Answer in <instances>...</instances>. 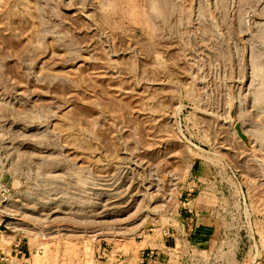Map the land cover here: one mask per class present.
Segmentation results:
<instances>
[{
  "label": "rangeland",
  "instance_id": "obj_1",
  "mask_svg": "<svg viewBox=\"0 0 264 264\" xmlns=\"http://www.w3.org/2000/svg\"><path fill=\"white\" fill-rule=\"evenodd\" d=\"M4 216L10 264H264V0H0Z\"/></svg>",
  "mask_w": 264,
  "mask_h": 264
},
{
  "label": "crops",
  "instance_id": "obj_2",
  "mask_svg": "<svg viewBox=\"0 0 264 264\" xmlns=\"http://www.w3.org/2000/svg\"><path fill=\"white\" fill-rule=\"evenodd\" d=\"M184 236V235H183ZM192 235L188 234L185 235L184 238L179 237H171L164 238L155 236L152 238L151 248L155 249L156 252V260L148 261L145 263H141L137 257H131L132 264H172L174 259L177 261L179 260L180 264H188L187 259L190 256L189 250L191 254L198 255V256H208L214 253L213 248L208 247V249L203 247H197L195 245L203 244V239H206L207 236L198 235L201 237L194 238L191 237ZM209 238L206 239V241ZM197 241V242H196ZM205 241V243H207ZM180 243L181 247L177 246ZM190 245H194V248H189ZM219 251V250H218ZM216 253V252H215ZM229 255V264H237L236 256L237 253L235 250L228 248L227 253ZM12 258V257H11ZM11 258L8 256H0V260H8L6 262L1 261L0 264H10L12 262ZM3 262V263H2ZM20 264H23L20 262ZM119 264V263H118Z\"/></svg>",
  "mask_w": 264,
  "mask_h": 264
},
{
  "label": "water",
  "instance_id": "obj_3",
  "mask_svg": "<svg viewBox=\"0 0 264 264\" xmlns=\"http://www.w3.org/2000/svg\"><path fill=\"white\" fill-rule=\"evenodd\" d=\"M234 128H235V130H236L238 136H239L243 141L247 142V141H248L247 136H246V134L243 132V130H242L240 124L236 122L235 125H234ZM12 220H13L12 217H10V216H4V217L2 218V222L0 223V229H1V230H5V229H6V225H5L6 221H12Z\"/></svg>",
  "mask_w": 264,
  "mask_h": 264
},
{
  "label": "built area",
  "instance_id": "obj_4",
  "mask_svg": "<svg viewBox=\"0 0 264 264\" xmlns=\"http://www.w3.org/2000/svg\"><path fill=\"white\" fill-rule=\"evenodd\" d=\"M156 252L155 249L149 248V249H143L141 251V261L142 262H148V261H154L156 260Z\"/></svg>",
  "mask_w": 264,
  "mask_h": 264
}]
</instances>
